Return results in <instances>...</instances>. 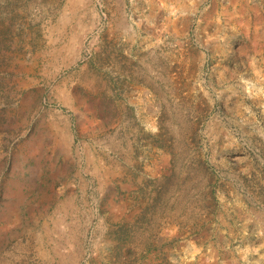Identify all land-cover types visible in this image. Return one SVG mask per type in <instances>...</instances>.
<instances>
[{"label": "rangeland", "instance_id": "1", "mask_svg": "<svg viewBox=\"0 0 264 264\" xmlns=\"http://www.w3.org/2000/svg\"><path fill=\"white\" fill-rule=\"evenodd\" d=\"M0 264H264V0H0Z\"/></svg>", "mask_w": 264, "mask_h": 264}]
</instances>
